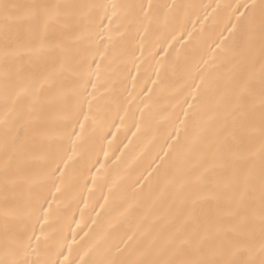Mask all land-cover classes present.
<instances>
[{"label":"snow or ice","instance_id":"6c2138e0","mask_svg":"<svg viewBox=\"0 0 264 264\" xmlns=\"http://www.w3.org/2000/svg\"><path fill=\"white\" fill-rule=\"evenodd\" d=\"M169 89L180 110L147 174L109 184L111 129L159 127L152 97ZM0 220V264H264V0H0Z\"/></svg>","mask_w":264,"mask_h":264},{"label":"bare ground","instance_id":"6f19581e","mask_svg":"<svg viewBox=\"0 0 264 264\" xmlns=\"http://www.w3.org/2000/svg\"><path fill=\"white\" fill-rule=\"evenodd\" d=\"M129 2L138 3L141 2V0H129ZM152 2L158 4H212L213 6H215L216 4H232L233 6H235L237 4L243 3L244 0H152ZM209 11H211V9H209ZM214 16L215 19L213 20L211 25L212 30L203 32V41H206V43L202 41L200 45H197L199 51L195 53V60H199V56L201 54H203L205 59H209L212 56L211 48L214 47L212 41L218 37L220 31L223 29L224 24L227 23L226 10L218 9V14H214ZM196 19V15L191 16V20L188 23L189 31L192 30L193 23L196 21ZM201 19H203L202 16ZM209 19L211 20L212 18L210 17ZM195 27L196 31L200 32L203 29L209 28L210 26L208 21H204L203 26L197 23ZM224 35L227 36L228 33H224ZM165 47H167V45H165ZM137 55H139V51H137ZM201 66L203 67V65ZM128 69L131 70L133 76L136 75L135 68L131 64H128L127 69L124 70L125 76H127ZM164 71L165 69L162 68L161 72L163 73ZM168 75L172 77L171 69L168 70ZM153 79H155V76H153ZM125 86L127 87V91H125ZM148 86L152 87L151 84H149ZM114 88L115 92L110 97L109 93L101 89L102 96L109 97L110 100L114 101L111 106L112 112L109 116V119H111V116L115 115L116 103L124 101L125 98L128 97V92L133 91L132 81L130 78L123 81V83L117 80L114 84ZM133 94L135 95L136 93L134 92ZM143 99H146V96H139L127 105L130 112H136L137 120L139 119V112L136 111V105L139 104L140 107H143V105L140 104V100ZM178 99L182 101V97H176L175 91L172 89H169L168 91H158L155 95H153L150 106H154V110L157 113V119L159 120V127L153 124L149 128L145 129L142 126L141 131L138 132L136 136H132V133L130 131H127L128 127L132 125V120L130 119V117H125V125L122 126L119 131H117L115 127L111 129V131L115 133V138L109 136V139L112 140V146L110 150L108 149L107 141L104 142L105 150L109 151V159L105 162L103 153L100 154L101 162H105L106 164L105 175L109 177V184H111L112 180L116 179L119 176L120 180L118 181V184L121 186V188H127L141 173H144L145 175L147 174L144 170L149 167V164L152 163L153 157L159 151L160 145L163 143V130L168 127L164 118L167 116L168 112L172 110L173 106H176L177 111L180 110V106L179 104H177ZM184 109L187 110L186 104L184 105ZM120 115H124L122 109L120 111ZM117 123H119L118 119ZM105 130L107 131V129ZM132 131H136V128L132 127ZM129 141H131V143ZM125 145H127V147H125ZM98 166L99 165H97V167ZM152 166L155 167L154 164ZM93 171L95 170L93 169ZM96 194L98 197L101 195L99 191H97ZM107 194L108 190L105 187L103 189V195ZM85 195H87L86 191ZM100 203H104V201L101 199ZM53 207L56 208L57 205L54 204ZM80 207H83V205L81 204ZM73 210L76 212V218L79 219V210L75 209V207L73 208ZM86 211H90V209ZM97 211L102 210L97 208ZM91 215L93 219L99 221L101 227L104 226L103 217H97L96 212H92ZM0 227H2V220H0ZM38 227L39 226H37V229ZM73 227H75V225H73ZM93 227L96 226L93 225ZM87 230L88 229L85 228V231ZM81 235H83V233H81Z\"/></svg>","mask_w":264,"mask_h":264}]
</instances>
